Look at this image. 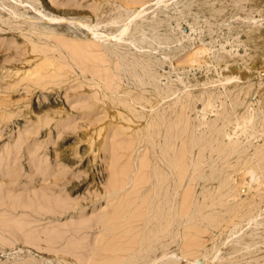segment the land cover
Wrapping results in <instances>:
<instances>
[{
  "label": "rangeland",
  "instance_id": "1",
  "mask_svg": "<svg viewBox=\"0 0 264 264\" xmlns=\"http://www.w3.org/2000/svg\"><path fill=\"white\" fill-rule=\"evenodd\" d=\"M262 133L264 0H0V264H264Z\"/></svg>",
  "mask_w": 264,
  "mask_h": 264
},
{
  "label": "bare ground",
  "instance_id": "2",
  "mask_svg": "<svg viewBox=\"0 0 264 264\" xmlns=\"http://www.w3.org/2000/svg\"><path fill=\"white\" fill-rule=\"evenodd\" d=\"M209 4H210V3H209ZM185 17H186V16H185ZM218 18H219V17H218ZM127 21H128V20H127ZM136 29H137V28H136ZM112 30H113V29H112ZM109 31L111 32V30H109ZM117 32H118V31H117ZM138 32H139V31H138ZM210 32H211V31H210ZM115 34H117V33H115ZM142 34H143V33H142ZM151 35H152V34H151ZM112 36H115V35H112ZM139 36H140V35H139ZM142 36H143V35H142ZM142 36H140V37H142ZM144 36H147V35H144ZM129 37H130V36H129ZM148 37H149V36H148ZM133 38H134V37H133ZM139 39H140V38H139ZM62 40H63V39H62ZM126 41H127V40H126ZM130 41H131V40H130ZM124 42H125V41H124ZM127 42H128V41H127ZM64 43H65V42H64ZM73 43H74V42H73ZM87 43H88V42H87ZM108 43H109V42H108ZM108 43H107V44H108ZM85 44H86V43H85ZM92 44H93V43H92ZM77 45H78V44H77ZM96 45H97V44H96ZM109 45H111V42H110ZM140 45H141V44H140ZM146 45H147V44H146ZM35 46H36V44H35ZM74 46H75V44H74ZM84 46H85V45H84ZM68 47H69V46H68ZM71 47H72V46H71ZM77 47H79V46H77ZM35 48H36V47H35ZM69 48H70V47H69ZM128 48H129V47H128ZM37 49H38V48H37ZM76 49H77V48H76ZM81 49H82V48H81ZM96 49H97V48H96ZM115 49H116V48H115ZM66 50H67V49H66ZM69 50H70V49H69ZM79 50H80V49H79ZM123 50H124V49H123ZM82 51H83V49H82ZM131 51H132V50H131ZM71 52H73V50H72ZM80 52H81V51H80ZM84 52H85V50H84ZM36 53H37V52H36ZM42 53H43V52H42ZM54 53H55V52H54ZM76 53H77V52H76ZM86 53H87V52H86ZM32 54H33V53H32ZM74 54H75V53H74ZM93 54H94V53H93ZM81 55H82V54H81ZM96 55H97V54H96ZM90 56H91V55H90ZM230 58H231V57H230ZM35 59H36V58H35ZM53 59H54V58H53ZM31 60H32V59H31ZM96 61H97V60H96ZM98 61H99V60H98ZM25 62H26V61H25ZM44 62H45V61H44ZM52 62H53V61H52ZM54 62H55V61H54ZM60 62H61V61H60ZM75 62H76V61H75ZM101 62H102V61H101ZM40 63H41V62H40ZM46 63H47V62H46ZM48 63H49V62H48ZM55 64H56V63H55ZM51 65H52V64L50 63V66H51ZM77 65H78V64H77ZM102 65H103V64H102ZM38 66H39V65H38ZM52 66H55V65H52ZM52 66H51V67H52ZM58 66H59V65H58ZM58 66H57V67H58ZM51 67H50V69H51ZM55 67H56V66H55ZM55 67H53V68H55ZM38 68H39V67H38ZM42 68H43V66H42ZM44 68H45V67H44ZM53 68H52V69H53ZM64 68H65V67H64ZM85 68H86V67H85ZM97 69H98V68H97ZM99 69H100V68H99ZM55 70H56V69H55ZM58 70H60V69H58ZM58 70H57V72H58ZM69 70H72V69H69ZM91 70H92V69H91ZM101 70H102V69H101ZM33 71H34V70H33ZM48 71H49V70H48ZM92 71H93V70H92ZM60 72H61V71H60ZM17 73H18V72H17ZM94 73H95V72H94ZM94 73H93V74H94ZM108 73H109V72H108ZM36 74H37V73H36ZM54 74H55V73H54ZM31 75H32V74H31ZM37 75H38V74H37ZM37 75H36V77H37ZM96 75H97V74H96ZM96 75H95V76H96ZM32 76H33V75H32ZM32 76H31V77H32ZM57 76H58V75H57ZM95 76H94V77H95ZM109 76H110V75H109ZM36 77H35V78H36ZM41 77H42V76H41ZM44 77H45V76H44ZM46 77H47V76H46ZM48 77H49V75H48ZM24 78H25V77H24ZM42 78H43V77H42ZM53 78H54V77L49 78V79H53ZM55 78H56V77H55ZM31 79H32V78H31ZM31 79H30V80H31ZM39 79H40V78H39ZM44 79H45V78H43V80H44ZM65 79H66V78H65ZM227 79H228V78H227ZM38 81H39V80H38ZM228 81H229V80H228ZM36 82H37V81H36ZM46 82H47V81H46ZM50 82H51V81H50ZM58 82H60V81H58ZM224 83H225V81H224ZM38 84H39V83H38ZM41 84H42V82H41ZM41 84H40V85H41ZM50 84H51V83H50ZM62 84H63V83H62ZM62 84H61V85H62ZM53 85H54V82H53ZM55 85H57V82L55 83ZM55 85H54V86H55ZM116 85H117V84H116ZM38 86H39V85H38ZM42 86H43V88H44V86H46V85H42ZM56 87H57V86H56ZM116 87H117V86H116ZM88 88H89V87H88ZM95 93H96V92H95ZM211 94H212V93H211ZM90 95H91V94H90ZM247 95H248V94H247ZM211 96H212V95H211ZM209 97H210V96H209ZM243 98H244V97H243ZM244 99H245V98H244ZM111 100H112V99H111ZM137 100H138V99H137ZM236 100H237V99H236ZM10 102H11V101H10ZM125 102H126V101H125ZM11 103H12V102H11ZM127 109H128V108H127ZM145 110H146V109H145ZM235 110H236V109H235ZM236 111H237V110H236ZM249 112H250V110H249ZM252 113H253V111H252ZM165 114H166V113H165ZM178 115H179V114H178ZM158 116H159V115H158ZM160 116H162V115H160ZM119 117H120V116H119ZM177 117H178V116H177ZM252 117H253V116H252ZM252 117H251V118H252ZM117 118H118V117H117ZM113 120H114V119H113ZM179 120H180V119H179ZM126 122H127V121H126ZM153 122L156 123L155 121H153ZM241 123H242V122H241ZM152 124H153V123H152ZM213 125H214V124H213ZM156 126H157V123H156ZM151 127H152V128H150V129H152V132L149 130V132H151V133H149V132H148V133L152 135V133H153V131H154L153 134H157V131L155 132V130H156V129L158 130V128H154V126H152V125H151ZM160 127H162L161 124H160ZM246 127H247V126H246ZM98 128H99V127H98ZM102 128H103V126H102ZM121 128H122V127H121ZM216 128H217V127H216ZM125 129H126V128H125ZM153 129H155V130H153ZM159 129H160V128H159ZM218 129H219V128H218ZM98 130H100V129H98ZM160 130H161V129H160ZM249 130H250V129H249ZM102 131H103V130H102ZM126 131H127V130H126ZM245 131H246V130H245ZM86 132H87V131H86ZM97 132H98V131H97ZM99 132H100V131H99ZM99 132L97 133L96 138H98L97 136H99V135H98ZM159 132H160V135H161V134H162L161 131H159ZM181 132H182V131H181ZM181 132H180V133H181ZM212 132H213V131H212ZM254 132H255V131H254ZM93 133H95L94 130H93ZM93 133H92V135H93ZM101 133H102V132H101ZM95 134H96V133H95ZM262 134H264V133H262ZM160 135L158 134V137H159ZM93 136H95V135H93ZM149 136H150V135H149ZM155 136H156V135H152V136H150V137L154 138V140H155V139H157V138H156L157 136H156V137H155ZM180 136H181V135H180ZM212 136H213V135H212ZM89 137H90V136H89ZM100 137H102V136L100 135ZM100 137H99V138H100ZM150 137H149V138H150ZM169 138H170V137H169ZM179 138H180V137H179ZM252 138H253V137H252ZM150 139H151V138H150ZM259 139H260V138H259ZM183 140H184V139H183ZM254 140H255V138H254ZM92 141H93V140H92ZM96 141H97V140H96ZM152 141H153V139H152ZM181 141H182V140H181ZM181 141H180V139H178V141H173V142H181ZM223 141H224V140H223ZM90 142H91V141H90ZM150 142H151V141H150ZM154 142H156V141H154ZM183 142H184V141H183ZM209 142L211 143V140H209ZM219 142H220V141H219ZM151 143H152V142H151ZM159 143H160V142H159ZM169 143H170V142H169ZM210 143H209V144H210ZM127 144H128V143H127ZM153 144H154V143H153ZM177 144H179V143H177ZM209 144H208V146H209ZM213 144H214V143H213ZM228 144H229V143H228ZM252 144H253V143H252ZM167 145H168V144H167ZM170 145H172V142H171ZM175 145H176V143H175ZM182 145H183V144L180 143V146H182ZM172 146H173L174 148L176 147V146H174V144H173ZM177 146H178V145H177ZM184 147H185V146H184ZM217 147H218V145H217ZM117 148H118V147H117ZM169 148L171 149L170 146H169ZM181 148H182V147H180V151H181L180 154H181V153L183 154V153H184V152H183L184 149L182 148V149H183V151H182ZM206 148H207V147H206ZM218 148H219V147H218ZM218 148H217V150H218ZM231 148H232V146H231ZM233 148H234V147H233ZM166 149H167V148H166ZM176 149H178V151H179V148L176 147ZM176 149H175V150H174V149H173V150H170L169 152H171V151H172V152L175 151V152L172 153V155H175V154L179 153L178 151H176ZM192 149H193V148H192ZM208 149H209V148H208ZM208 149H207V151H209ZM185 150H186V149H185ZM217 150H216V151H217ZM222 150H223V149H222ZM222 150H221V151H222ZM233 150H234V149H233ZM245 150H246V148H245ZM90 151H92V150H90ZM201 151H202V150H201ZM201 151H200V152H201ZM210 151H211V150H210ZM218 151H219V150H218ZM248 152H249V150H248ZM174 153H175V154H174ZM201 153H203V151H202ZM204 153L206 154V152H204ZM241 153H242V152H241ZM180 154H178V156H177L178 158H177V157H174V160H175V158H176V160L178 159L177 161L179 162V160H180V159H179V156H182V159H183V160H180V161H181V163H184V161H186V159H187V158H186V157H187V154H186V153L183 154V155H186V157L184 156V157L186 158L185 160H184V158H183V155H182V154L180 155ZM207 154H208V152H207ZM209 154H211V152H209ZM209 154H208L207 156H209ZM228 154H229V153H228ZM228 154H227V155H228ZM258 154H259V153H258ZM172 155H171V156H172ZM171 156H170V157H171ZM256 156H257V155H256ZM172 157H173V156H172ZM204 157H205V155H204ZM210 157H211V156H209V160H210ZM217 158H218V156H217ZM224 158H226V157H224ZM227 158H228V157H227ZM251 158H252V157H251ZM253 158H254V157H253ZM207 159H208V158L206 157V160H207ZM242 159H243V158H242ZM140 160H141V159H140ZM168 160H169V159H168ZM172 160H173V158H172ZM172 160H170V161H172ZM174 160H173V161H174ZM216 160H217V159H216ZM255 160H256V159H255ZM144 161H145V160H144ZM173 161H172V163H173L172 165L174 166V162H173ZM182 161H183V162H182ZM207 161H208V160H207ZM213 161H214V160H213ZM243 161H244V160H243ZM159 162H160V160H159ZM161 162H163V161H161ZM178 162H177V163H178ZM221 162H222V161H221ZM240 162H241L242 165L240 164ZM240 162H239V163L235 162V163H236L235 165H236V166H239V165L244 166L243 164H246V166H248L247 163H245L246 160H245L243 163H242V160H240ZM257 162H258V161H257ZM257 162H256V163H257ZM145 163H147V162L145 161ZM177 163H175V166H176ZM181 163H178V164H179L178 167H180V165H181V166H184V164L182 165ZM254 163H255V161H254ZM140 164H141V163H140ZM164 164H165V162H164ZM164 164H162V165H164ZM170 164H171V163H170ZM208 164H209V162H208ZM211 164H213V163L211 162V163H210V166H212ZM233 164H234V163H233ZM237 164H239V165H237ZM146 165H147V164H146ZM156 165H158V164H156ZM159 165H160V163H159ZM166 165H167V168H168V164H166ZM229 165H230V164H229ZM231 165H232V164H231ZM141 166H143V165H141ZM208 166H209V165H208ZM221 166H222V165H221ZM227 166H228V165H227ZM148 167H149V166H148ZM155 167H156V166H155ZM169 167H171V166L169 165ZM214 167H215V166H214ZM216 167H217V166H216ZM216 167H215V168H216ZM225 167H226V166H225ZM239 167H240V166H239ZM146 168H147V167H146ZM157 168H158V167H157ZM163 168H164V167H163ZM174 168H176L175 171H176L177 173L180 171L181 168H182L181 171H185V170H183V167H180V169L177 168V167H174ZM208 168H209V167H208ZM222 168H223V167H222ZM233 168H235L236 170L238 169V171L241 172V170H239V168H236L235 166H234ZM233 168L231 167V170H232ZM240 168H241V167H240ZM244 168H245V166H244L243 168H241V169H242V172H245V176H247L246 174H248L251 170L249 169V170H250V171H249V170L247 169V171H249V172H246V171L243 170ZM159 169H160V172L163 171V170H161V168L159 167L158 169H155L156 174H157V172L159 173ZM171 169H172V168H171ZM245 169H246V168H245ZM157 170H158V171H157ZM172 170H173V169H172ZM231 170H230V171H231ZM263 170H264V169H263ZM263 170H262V171H263ZM167 171H168V170H167ZM167 171H166V173H167ZM224 171H225V170H224ZM226 171H227V169H226ZM230 171L228 170L227 173H228V174H232V173H234V172H230ZM234 171H235V170H234ZM121 172H122V171H121ZM169 172H170V171H169ZM171 172H172V171H171ZM222 172H223V171H222ZM242 172H241V173H242ZM251 172H252V171H251ZM251 172H250V173H251ZM162 173H165V172L163 171ZM162 173H161V174H162ZM166 173H165V175H166ZM177 173L174 172V175L177 174ZM182 173H183V172H181V173H179V174H182ZM227 173L225 174V177H223V178H219L221 175L217 174V175H218V176H217V179H216V178H215V179L218 180V178H219V180H220V181L218 180V181H219V182H218V186H220L219 183H221V179H222V184H221V185H222V186H223V185H226V184L223 183V180L226 178V175H227V178H228L229 176H231V175L228 176ZM237 173H239V172L235 171L234 174L240 176L241 173H240V174H237ZM179 174H178V175H179ZM234 174H233V175H234ZM171 175H172V174H171ZM174 175H172L173 178H174ZM178 175H177V176H178ZM182 175H183V174H182ZM182 175H179L178 177H181ZM222 175L224 176V174H222ZM236 175H235V177H236ZM241 175H242V174H241ZM243 175H244V174H243ZM243 175H242V178H244ZM148 176H149V175H148ZM159 176H160V173H159L157 176H155V178L158 179L157 177H159ZM212 176H214V175H212ZM144 177H146V176H144ZM160 177H161V176H160ZM160 177H159V180L162 179V178H160ZM168 177H170V176L167 175V178H168ZM175 177H176V176H175ZM215 177H216V174H215ZM240 177H241V176H240ZM165 178H166V177H165ZM165 178H164V179H165ZM182 178H183V176H182ZM212 178H213V177H212ZM231 178H232V177H231ZM237 178H239V177H237ZM136 179H137V178H136ZM136 179H135V180H136ZM148 179H149V178H148ZM148 179H147V180H148ZM178 179H179V178H178ZM178 179H174V180H175L176 182H177V181L179 182ZM197 179H198V178H197ZM197 179H196V180H197ZM229 179H230V178H228V180L226 179L227 182L229 181ZM234 179H235V178H234ZM263 179H264V178H263ZM168 180H169V178H168ZM168 180H167V181H168ZM210 180H211V178H210ZM210 180H209V181H210ZM216 180H215V181L213 180V183H215ZM226 180H224V182H225ZM242 180H244V179H242ZM242 180H240L241 183L244 182V181H242ZM138 181H139V180H138ZM157 181H158V180H157ZM193 181H194V180H193ZM230 181H231V180H230ZM235 181H236V179H235ZM238 181H239V180H238ZM143 182H144V181H143ZM161 182H162V181H161ZM176 182H175V183H176ZM194 182H195V181H194ZM199 182H200V181L197 180V182H195V183L199 184ZM115 183H116V182H115ZM133 183H134V182H133ZM146 183H147V182H146ZM180 183H181V179H180ZM201 183H202V182H201ZM204 183H205V182H203V183L200 184V185H203ZM225 183H226V182H225ZM142 184H143V183H142ZM156 184H157V183H156ZM159 184H160V183H159ZM161 184H162V183H161ZM163 184H164V183H163ZM165 184H167L166 181H165ZM197 184H196V187H199V186H197ZM205 184H207V183H205ZM210 184H212V182H211ZM216 184H217V183H216ZM258 184H259V182H258ZM116 185H117V184H116ZM157 185H158V184H157ZM157 185H156V186H157ZM177 185H179V184H177ZM212 185H213V184H212ZM214 185H215V184H214ZM214 185H213V186H214ZM245 185H246V184H245ZM245 185L243 184V186H245ZM247 185H248V184H247ZM256 185H257V184H256ZM160 186H162V185H160ZM160 186L155 187V189H156V188L159 189ZM181 186H182V185H180V187H177V188L173 186V187L175 188V190H176L175 193L178 192V195H179V193H181V192H180V191H181V188H182ZM213 186H211V187H213ZM222 186H221V188H222L221 190L223 191V190H225L226 187H225V186L222 187ZM237 186H238V185H237ZM239 186H240V185H239ZM258 186H259V185H258ZM164 187H165V186H164ZM216 187H217V186L215 185L214 188L216 189ZM228 187H229V186H228ZM245 187H246V186H245ZM239 188H240V187H239ZM241 188H243V187L241 186ZM155 189H154V190H155ZM217 189H220V187H219V188L217 187ZM226 189H227V188H226ZM133 190H134V189H133ZM169 190L171 191V189H169ZM169 190L166 189V192H167V191L170 192ZM246 190H248V189H246ZM159 191H162V190L160 189V190H158V192H159ZM172 191H173V190H172ZM153 192H154V191H153ZM155 192H156V191H155ZM155 192H154V193H155ZM188 192H189V193L187 194V192H186L184 196L186 197L187 195L190 194V196H191V198H192L191 193L193 194L194 191H191V192H190V190H188ZM227 192H228V191H227ZM129 194H131V193H129ZM132 194H133V193H132ZM155 194H156V193H155ZM173 194H174V193H173ZM181 194H182V193H181ZM135 195H136V194H135ZM152 195H153V194H152ZM157 195H158V194H157ZM160 195H161V193H160ZM182 195H183V194H182ZM133 196H134V195H133ZM154 196H155V195H154ZM184 196H182V197H184ZM190 196H189V197L187 196L188 198H185V197H184V199H185L184 201H186V203L189 204V205H190L191 202H194V201H191ZM156 197H157V196H156ZM156 197H155V198H156ZM173 197H174V195H173ZM178 197H179V196H178ZM174 198L177 199L176 201H174L176 205H173L174 203H172V206H173V207L176 206V209H177V206L179 207V205H180V204H179L180 199L176 198V195H175ZM158 199H159V198H158ZM158 199H155V202H154V203H156V200H158ZM186 199H188V200L190 199V203H189ZM182 200H183V199H181V202H182ZM211 200H212V199H210L209 201H211ZM222 200H224V199H222ZM119 201H120V200H119ZM184 201H183V202H184ZM209 201H208V205H210V206L206 205V206H208V209H209V207L212 206V203H213V201H212L211 204H210ZM131 202H132V201H131ZM133 202H134V201H133ZM183 202L181 203V205H183V206L185 207V206H186V205H184L185 202H184V203H183ZM206 202H207V201H206ZM152 203H153V202H152ZM256 203H257V202H256ZM259 203H260V202H259ZM118 204H119V202H118ZM130 204H131V203H130ZM133 204H134V203H133ZM143 204H144V203H143ZM191 204H192V203H191ZM193 204H195V203H193ZM139 205H140V204H139ZM163 205H164V204H163ZM166 205H167V204L165 203V207H166ZM168 205H169V203H168ZM170 205H171V203H170ZM213 205H215V204L213 203ZM218 205L220 206V204H218ZM127 206H128V205H127ZM130 206H131V205H130ZM137 206H138V205H137ZM140 206H141V205H140ZM190 206H191V205H190ZM119 207H120V206H119ZM163 207H164V206H163ZM187 207H188V205H187ZM212 207H213V206H212ZM217 207H218V206H217ZM217 207H216V208H217ZM67 208H68V207H67ZM152 208H153V207H152ZM174 208H175V207H174ZM182 208H183V207L178 208V210H175L174 215L177 217V214H178V218L180 217V218L183 220V218H184L183 216H185L186 214H184V213L182 212V211H184V210H181V212H180L179 209H182ZM191 208H192V207H190V211L188 210L189 212H186L187 210H185V213H190V212L192 213V210H193V209L191 210ZM194 208H195V207H194ZM202 208H203V207H202ZM255 208H256V207H255ZM168 209H169V208H168ZM185 209H186V207H185ZM188 209H189V208H188ZM204 209H206L205 206H204ZM259 209H260V208H259ZM135 210H136V209H135ZM149 210H150V209H149ZM161 210H162V209H161ZM209 210H211V209H209ZM209 210H208V211H209ZM252 210H253V209H252ZM256 210H258V208H256L254 211H256ZM117 211H118V210H117ZM159 211H160V210H159ZM162 211H163V210H162ZM167 211L169 212V210H167ZM193 211H194V210H193ZM203 211H204V213L207 212L208 215L211 216V213L209 214L208 211H205V210H203ZM203 211H201V212H203ZM254 211H252V212H254ZM261 211H262V212H261ZM261 211L259 210V213L257 212L258 214L256 213L257 215H255V217H254V215H253L255 212H254L253 214L249 212V215H252L253 217H252V216H249V218L247 217L248 219L245 218V219H244V220H245L244 222H247V221H248V223H249V222H251L253 219L256 220L257 216H259V215L262 216V215L264 214V209H263V210L261 209ZM51 212H52V211H51ZM133 212H134V211H133ZM207 213H206V214H207ZM216 213H217V212H216ZM218 213H219V212H218ZM244 213H245V212H244ZM157 214H160V217H161V214H162V213L160 212V213H157ZM182 214H183V215H182ZM246 214H247V213H246ZM113 215H114V214H113ZM168 215H171V213H170V214L168 213ZM168 215L166 216V217H167V221L164 220V221H163V225L161 224V221H160V223H159V220H158V222H156V223H157L156 226H155V223L153 222V223H154V225H152V226H153V229L151 228L150 230H154L155 233L157 232V233L155 234L154 231H153V233H154V235H155L154 237H156V236L159 235L160 233H164V232H166V231L168 230L167 228H169V227L171 226L169 223H168V224L170 225L169 227H167L168 224L165 225V222H166V223L169 222V221H168V220H169V219H168ZM208 215H206V218H204V219H209V218L207 217ZM223 215H224V214H223ZM135 216H136V215H135ZM202 216L205 217L204 214H202ZM113 217H114V216H113ZM162 217H163V214H162ZM182 217H183V218H182ZM199 217H200V216H199ZM203 217H200V219L203 218ZM111 218H112V217H111ZM114 218H115V217H114ZM117 218H118V217H117ZM157 218L159 219V217H157ZM157 218H155V219L157 220ZM147 219H148V218H147ZM175 219H176V218H175ZM197 219H198V218H197ZM257 219H258V218H257ZM129 220H130V219H129ZM156 220H154V221H156ZM160 220H161V218H160ZM177 220L179 221V219H177ZM182 220H181V221H182ZM198 220H199V219H198ZM110 221H112V219H111ZM115 221H116V220H115ZM178 221H177V222H178ZM256 221H258V220H256ZM182 222H183V221H182ZM182 222H178V224L176 223L177 226H174V225H173L175 228L172 226L173 229H175L173 232H174V235H175V237H176V240H174V241L172 240L171 243L167 246V248H166L165 250H163L164 248H162V251H161V252H162V255H163L162 257H164V256H166V255H168V254H175V255H177L176 253H177L178 251H181V249H180V241H181V238H182V237L180 236V234H181L182 232H184V230H185V228H184V230L182 229V227H183ZM205 222H206V221H205ZM252 222H253V221H252ZM254 222H255V221H254ZM109 223H110V222H109ZM171 223H172V221H171ZM255 223H256V226H258V225H259V226L262 225V227L264 226V220H261V221L259 220V222H255ZM172 224H173V223H172ZM176 224H175V225H176ZM183 224H184V223H183ZM209 224H210V223H209ZM221 224H222V223H221ZM249 224H250V223H249ZM249 224H244V225H249ZM126 225H127V224H126ZM240 225H241V224H240ZM251 225H252V223L250 224V226H251ZM254 225H255V224H254ZM190 226H191V225H190ZM206 226H207V225H206ZM210 226H211V225H210ZM259 226H258V227H259ZM122 227H123V226H122ZM148 227H149V226H148ZM172 227H171V228H172ZM192 227H193V226H192ZM192 227H189V228H192ZM231 227H233V226L231 225ZM238 227H239V226H238ZM245 227H247V226H245ZM253 227H254V226H253ZM260 227H261V226H260ZM260 227H259V228H260ZM137 228H138V227H137ZM154 228H155V229H154ZM171 228H170V229H171ZM189 228H188L187 230H190ZM216 228H217V227H216ZM239 228H240V227H239ZM248 228H249V227H248ZM263 228H264V227H263ZM112 229H113V228H112ZM170 229H169V231H170ZM173 229H171V231H172ZM193 229H194V228H193ZM236 229H238V228H236ZM241 229H242V228H241ZM243 229H244V228H243ZM187 230H186V231H187ZM191 230H192V229H191ZM191 230H190V231H191ZM232 230H233V229H230V232H229L230 235H229L228 232H227L225 235H223V237H221V238H223V240L220 241V242L217 241V242H218L217 244H216V242H215V239L211 240L212 243H213V241H214V243H215L216 245L213 246V245L211 244V246L208 247L209 249H211V248H212V249H211L209 255H205V257H207V259H208L207 262H205V264H207L208 262H210V260H211V259L213 258V256L215 255V252H216V254H218L217 252L219 251V249H221V248H220L221 246H223V245L227 246V245L230 244V243H229V244L226 245L225 243H227L226 241L231 237V235H232L231 233L233 232ZM247 230H248V229H247ZM112 231H113V230H112ZM117 231H118V230H117ZM129 231H130V230H129ZM196 231H197V229H196ZM205 231H206V230H205ZM205 231L203 232V233H205V234L202 235V236L205 235L204 237L201 236V233H202V232H199V231H198V232L200 233V236H201L203 239H204L205 237H207L206 239H208V240H207L208 243H211V241L209 242V240H210L211 237H214V236H212V234H209L210 232L206 233ZM231 231H232V232H231ZM239 231H240V233H241V230H240V229H239ZM248 231H249V230H248ZM243 232H244V231H243ZM127 233H128V232H127ZM131 233H132V232H131ZM153 233H152V235H153ZM212 233H213V231H212ZM236 233H237V232H236ZM236 233H235V234H236ZM238 233H239V232H238ZM128 234H130V233H128ZM149 234H150V233H149ZM184 234H185V233H184ZM213 234H214V233H213ZM235 234H234V232H233V235H235ZM124 235H125V234H124ZM126 235H127V234H126ZM233 235H232V236H233ZM119 236H120V235H119ZM132 236H133V235H132ZM136 236H137V235H136ZM136 236H135V237H136ZM135 237H134V238H135ZM152 237H153V236H152ZM154 237H153V238H154ZM159 237H160V236H159ZM166 237H167V236H166ZM175 237H173V238H175ZM186 237H187V235H186ZM247 237H248V236H247ZM247 237H246V238H243V239H242V242H244V241L247 239ZM116 238H117V237H116ZM149 238H150V236H149ZM195 238H196V237H195ZM195 238H194V239H195ZM215 238H216V236H215ZM231 238H233V237H231ZM110 239H111V238H110ZM129 239H131V238H129ZM111 240H112V239H111ZM134 240H136V239H134ZM134 240L132 239L131 241H134ZM143 240H144V239H143ZM187 240H188V239H187ZM219 240H220V239H219ZM77 241H78V240H77ZM114 241H115V240H114ZM123 241H124V240H123ZM229 241H230V239H229ZM82 242H83V241H82ZM109 242H110V241H109ZM187 242H188V241H187ZM205 242H206V241H205ZM246 242H248V240H246ZM106 243H107V242H106ZM125 243H126V242H125ZM128 243H130V241H129ZM135 243H136V242H135ZM188 243H189V242H188ZM188 243H187V245H189ZM190 243H191V242H190ZM194 243H195V242H193L192 244H194ZM232 243H234V242H232ZM237 243H238V242H237ZM248 243H250V242H248ZM100 244H101V243H100ZM116 244H117V243H116ZM120 244H121V242H119V245H120ZM192 244H191V245H192ZM195 244H197V243H195ZM200 244H201V243H200ZM200 244H199V245H200ZM235 244H236V243H235ZM119 245H116V246H119ZM129 245H130V244H129ZM199 245H198V246H199ZM204 245H205V244H204ZM110 246H111V245H110ZM136 246H137V245H136ZM165 246H166V245H165ZM189 246H190V245H189ZM189 246H187V247L189 248ZM200 246H201V245H200ZM239 246H241V245H239ZM249 246H250V245H249ZM260 246H263V245H260ZM103 247H104V246H103ZM103 247H102V248H103ZM160 247H161V246H160ZM175 247H176L177 249H176ZM194 247H196V246H194ZM194 247H193V248H194ZM245 247H246V245H245ZM253 247H254V245H253ZM256 247H257V246H256ZM113 248H114V246H113ZM119 248H120V247H119ZM181 248H182V247H181ZM191 248H192V247H191ZM191 248H190V249H191ZM196 248H198V247H196ZM201 248H202V247H201ZM222 248H223V247H222ZM248 248H249V247H248ZM122 249H123V248H122ZM125 249H126V248H125ZM151 249H152V248H151ZM156 249H157V248H156ZM194 249H195V248H194ZM202 249H203V248H202ZM128 250H129V249H128ZM128 250H127V251H128ZM197 250H199V248H198ZM197 250H196V251H197ZM226 250H227V249H226ZM81 251H82V250H81ZM103 251H104V250H103ZM125 251H126V250H125ZM130 251H131V250H130ZM159 251H160V250H159ZM183 251H184V250H183ZM194 251H195V250H194ZM120 252H121V250H120ZM221 252H222V251H221ZM242 252H243V251H242ZM117 253H118V252H117ZM197 254H198V253H197ZM201 254H202V253H201ZM220 254H221V253H220ZM237 254H239V252H238ZM65 255H66V254H65ZM145 255H146V254H145ZM175 255H174V256H175ZM193 255H194V254H193ZM224 255H225V254H224ZM140 256H141V255H140ZM190 256H191V255H190ZM202 256H203V255H202ZM215 256H216V255H215ZM61 257H62V256H61ZM160 257H161V256H160ZM168 257H169V256H167V258H168ZM191 257H192V256H191ZM191 257H190V258H191ZM193 257H195V255H194ZM193 257H192L191 259H195V258H193ZM62 258H63V257H62ZM64 258H65V257H64ZM64 258H63L62 260L64 261V264H65V260H67V259L64 260ZM164 258H166V257H164ZM164 258H163V259H164ZM202 258H203V257H202ZM121 259H122V257H121ZM77 260H78V259H77ZM159 260H160V258H159ZM201 260H202V259H201ZM214 260H215V257L213 258V260H211V264H212V261H214ZM60 261H61V260H59V262H60ZM133 261H134V260H133ZM145 261H146V260H145ZM145 261L141 260V261L139 262V264H150L149 261H148V262H145ZM156 261H157V260H156ZM156 261H155V262H156ZM191 261H192V260H191ZM198 261H199V260L195 261V263L198 262ZM218 262H219V261H218ZM61 263H62V262H61ZM104 263H106V262H104ZM115 263H116V262H115ZM153 263H154V262H153ZM202 263H203V262H202ZM260 264H261V263H260Z\"/></svg>",
  "mask_w": 264,
  "mask_h": 264
}]
</instances>
